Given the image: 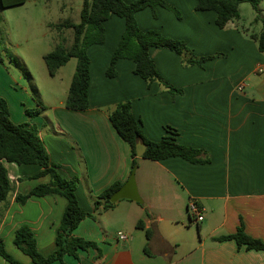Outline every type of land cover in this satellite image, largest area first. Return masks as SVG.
I'll return each mask as SVG.
<instances>
[{"label":"crops","instance_id":"1","mask_svg":"<svg viewBox=\"0 0 264 264\" xmlns=\"http://www.w3.org/2000/svg\"><path fill=\"white\" fill-rule=\"evenodd\" d=\"M166 2L178 10L180 19L161 7H155L156 17L146 8L135 19L141 31L156 30L186 44L189 52L181 56L162 48L148 52L159 77L180 94L172 95L158 82L147 87L133 73L131 60H119L115 77H106L124 30V20L117 16L104 23L103 44L87 49L90 84L84 111L65 108L68 88L57 105H44L36 87L39 101L33 100L0 64V96L11 121L36 126L58 174L78 178L76 196L86 212L92 213L104 189L126 182L132 170L131 149L108 120L118 103L130 102L148 140L159 141L170 129L178 144L201 150V158L208 160L192 164L178 157L149 161L135 156L142 203L119 200L95 218L83 219L72 234L95 243L99 254L79 250L77 258L65 256L63 263L52 264H264V250L239 247L231 239L215 240L234 234L242 225L247 236L264 243V52L250 37L257 34L245 32L240 18L219 29L215 14L196 11L194 0ZM206 57L201 65L185 64L190 58ZM38 102L45 108L28 118L25 110L39 108ZM3 165L13 190L0 203V239L15 261L31 264L13 245L15 231L27 226L39 253L50 255L56 249L66 200L48 195L18 203L16 195L48 183V177H36L42 169L35 165ZM191 201L204 211L202 221L194 223L196 231L187 222ZM138 221L143 229L136 227ZM161 223L172 225L177 237L165 235ZM118 233L126 239H119ZM0 264L10 263L0 257Z\"/></svg>","mask_w":264,"mask_h":264},{"label":"trees","instance_id":"2","mask_svg":"<svg viewBox=\"0 0 264 264\" xmlns=\"http://www.w3.org/2000/svg\"><path fill=\"white\" fill-rule=\"evenodd\" d=\"M27 0H0V7L11 8L23 5ZM196 11H210L215 14V26L223 29L230 21L239 19V6L248 3L254 10L263 0H194ZM155 7H161L174 14L180 19V13L165 0H134L125 3L122 0H82L79 12V22L71 23L65 21L58 24L57 28L72 30V43L66 47L63 41L55 44L53 49L43 56V62L48 76L54 77L57 71L70 59L76 60L75 70L67 91L64 106L68 110L84 111L88 108V88L90 84V61L87 49L91 45H101L104 42V23L112 16L124 20V30L118 44L114 49L109 66L105 72L107 78L116 75V63L121 59L131 60L134 63L133 73L140 77L149 87L153 82L160 83L172 95L180 94L181 91L164 82L158 75L154 62L149 57L151 48L167 49L178 56L189 52L186 44L180 40L166 38L156 30L141 31L137 25L135 14L149 8L156 17ZM262 22L259 34L251 35V39L257 44L259 52H264V20L256 15L254 22ZM1 52V51H0ZM208 59L190 58L185 61L186 65H201ZM0 62H2L0 56ZM43 107L40 105L36 110H26L28 117L38 116ZM108 120L119 137L124 140L131 149L133 157L132 168L136 167L135 146L141 143L145 146L143 159L149 161H161L167 158L178 157L192 164L208 163L202 159L203 152L191 147L180 145L175 140V133L166 129L167 134L159 141L148 140L140 129V120L136 118L129 101L118 103L114 110L108 114ZM3 162L15 163L17 165H35L42 170L36 177H48V183L37 185L26 195H16V201L25 203L31 197H43L59 195L66 200V206L60 220L55 237L56 249L48 256H42L36 246V240L32 231L27 226H21L15 231L13 245L24 255L28 256L31 264L63 263L65 256L77 258L79 250L93 249L99 254L95 243L75 237L72 232L85 218H95L100 211L113 208L115 203L109 202L113 192L122 186L120 182H114L104 189L93 203L92 213L86 212L80 205L76 196L78 178L65 179L56 171V165L50 162L48 153L38 130L30 122L13 123L10 119L8 105L0 97V203L4 202L12 192L13 186L10 182ZM138 229H143L141 222L136 224ZM145 236L150 238V232L145 230ZM234 240L240 247L244 245L247 249L264 250V243L247 236L242 225L234 234L218 237L216 241ZM0 257L10 264H20L15 261L4 249L0 239Z\"/></svg>","mask_w":264,"mask_h":264},{"label":"rangeland","instance_id":"3","mask_svg":"<svg viewBox=\"0 0 264 264\" xmlns=\"http://www.w3.org/2000/svg\"><path fill=\"white\" fill-rule=\"evenodd\" d=\"M81 6L82 0H27L20 6L5 9L0 7V64L6 67L16 83L27 88L29 95L36 101L39 93L35 91V87L38 88L44 105H57L59 99H63L66 89L69 88L76 60L70 59L59 71V75L50 77L43 56L60 41L66 47L71 45L72 30L56 26L65 21L78 23ZM256 15L264 20V0L259 3L257 10L248 3L239 6L238 22L245 32L248 30L249 33L258 34L261 31L262 22H254ZM40 105L45 108L42 103ZM45 114L51 116L49 110ZM135 168L137 170V165ZM187 222L194 231L197 230L193 222L188 219ZM160 225L170 239L177 237L172 225ZM180 251L181 249L178 252Z\"/></svg>","mask_w":264,"mask_h":264},{"label":"water","instance_id":"4","mask_svg":"<svg viewBox=\"0 0 264 264\" xmlns=\"http://www.w3.org/2000/svg\"><path fill=\"white\" fill-rule=\"evenodd\" d=\"M145 151V146L141 143H137L135 146V154L136 157H142ZM135 167L132 168L131 173L126 182L122 184V186L117 189L115 192L111 194L109 197L110 203H116L119 200H130L136 203H142V200L139 196L136 182H135Z\"/></svg>","mask_w":264,"mask_h":264},{"label":"built area","instance_id":"5","mask_svg":"<svg viewBox=\"0 0 264 264\" xmlns=\"http://www.w3.org/2000/svg\"><path fill=\"white\" fill-rule=\"evenodd\" d=\"M187 213L189 220L193 223H199L203 219V209L199 207L195 202L191 201L187 205ZM118 238L121 240L126 239L125 235L118 233Z\"/></svg>","mask_w":264,"mask_h":264}]
</instances>
